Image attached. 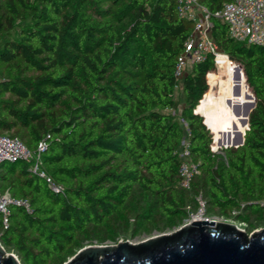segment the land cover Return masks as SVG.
I'll return each instance as SVG.
<instances>
[{
    "label": "trees",
    "instance_id": "trees-1",
    "mask_svg": "<svg viewBox=\"0 0 264 264\" xmlns=\"http://www.w3.org/2000/svg\"><path fill=\"white\" fill-rule=\"evenodd\" d=\"M231 1L197 0L237 63L225 59L219 86L213 55L174 75L195 25L177 0H0V137L46 140L43 170L65 189L25 161L0 163V194L31 207L12 205L6 225L0 214V242L21 264L172 232L199 193L209 216L264 227V47L230 39L216 14ZM183 123L200 169L191 190L180 186ZM245 131L243 146L224 147Z\"/></svg>",
    "mask_w": 264,
    "mask_h": 264
},
{
    "label": "built area",
    "instance_id": "built-area-1",
    "mask_svg": "<svg viewBox=\"0 0 264 264\" xmlns=\"http://www.w3.org/2000/svg\"><path fill=\"white\" fill-rule=\"evenodd\" d=\"M176 11L179 18L193 21L195 24L192 35L185 43V52L177 60L174 75L179 81L182 80L189 67L205 61L210 55L215 57V72L219 68L222 57H228L233 63H236L214 42L211 36L210 15L206 8L197 3V0H177ZM216 17L227 26L230 39L246 45L264 47V0H232L224 5ZM185 127V136L180 149L179 176L180 186L183 189L191 190L194 180L200 174V169L199 164L192 160L190 131L186 124ZM46 150V140L40 142L36 149H30L18 138L0 137V159L9 163L27 162L31 172L45 178L53 192L63 193L65 192L64 187L56 184L43 170V155ZM12 205L22 206L28 212L31 209L27 200L15 199L10 194H0V214L3 216L5 225L8 223ZM196 205V209L190 213L182 226L193 221L232 222L222 217L209 216L207 213L208 204L202 193L196 196Z\"/></svg>",
    "mask_w": 264,
    "mask_h": 264
},
{
    "label": "water",
    "instance_id": "water-1",
    "mask_svg": "<svg viewBox=\"0 0 264 264\" xmlns=\"http://www.w3.org/2000/svg\"><path fill=\"white\" fill-rule=\"evenodd\" d=\"M250 96L253 101L247 105L246 131L249 130L250 113L256 107L255 95L251 93ZM200 106L196 112L205 118ZM246 131L236 133L233 143L224 147L243 146ZM213 138L215 140V134ZM0 264H21L19 258L8 252L1 242ZM65 264H264V228L249 235L235 223L193 221L172 232L139 242L127 240L115 245L84 247Z\"/></svg>",
    "mask_w": 264,
    "mask_h": 264
},
{
    "label": "rangeland",
    "instance_id": "rangeland-1",
    "mask_svg": "<svg viewBox=\"0 0 264 264\" xmlns=\"http://www.w3.org/2000/svg\"><path fill=\"white\" fill-rule=\"evenodd\" d=\"M225 59L226 60H228L227 59V57H222L221 59H220V73H221V76L219 75V79H218V83H219V86L222 84L221 83V80H222V77H223V74H224V64H225ZM191 70V67H189L188 68V72ZM213 72H215V71H213ZM246 77V76H245ZM182 82H181V84L179 85V88L177 89V91H176V96H177V98H178V100H179V104L181 103V101H182ZM209 89H210V85H209ZM209 91V90H208ZM222 92V91H221ZM250 92H252V90H251V88H250ZM176 114H178L179 116H180V110H179V107H178V109H177V111H176ZM183 126H184V128H186L185 127V124L183 123ZM215 141V140H214ZM214 147H215V145H214ZM215 149H217V148H215ZM219 149V153H220V155H224V152L221 150V148H218ZM217 149V150H218ZM231 223H235L237 226H238V228H240L241 230H244V231H246L247 232V230H246V228L244 227V226H242V225H240L239 223H237V222H231ZM264 227H261V228H259V229H257L256 231H258V230H261V229H263ZM249 235H251L252 233H254V232H252V233H249V232H247ZM155 235H158V234H155ZM155 235H153V236H155ZM150 237H152V236H150ZM147 238H149L148 236H144V237H140V238H138V239H136L135 241H133V242H139V241H142V240H144V239H147ZM122 241V240H121ZM115 244H117V243H115ZM115 244H112V243H108V244H105V245H115ZM16 255V254H15ZM17 256V255H16ZM18 257V256H17Z\"/></svg>",
    "mask_w": 264,
    "mask_h": 264
},
{
    "label": "crops",
    "instance_id": "crops-1",
    "mask_svg": "<svg viewBox=\"0 0 264 264\" xmlns=\"http://www.w3.org/2000/svg\"><path fill=\"white\" fill-rule=\"evenodd\" d=\"M177 99H178V98H177ZM183 107H184V102H183V95H182V101H181V103L179 104L180 115H181V112H182Z\"/></svg>",
    "mask_w": 264,
    "mask_h": 264
},
{
    "label": "bare ground",
    "instance_id": "bare-ground-1",
    "mask_svg": "<svg viewBox=\"0 0 264 264\" xmlns=\"http://www.w3.org/2000/svg\"><path fill=\"white\" fill-rule=\"evenodd\" d=\"M218 71H219V75L221 76V73H220V64H219V68H218Z\"/></svg>",
    "mask_w": 264,
    "mask_h": 264
}]
</instances>
